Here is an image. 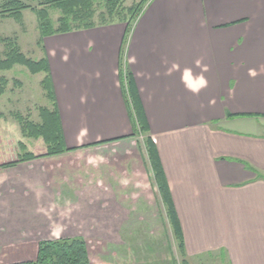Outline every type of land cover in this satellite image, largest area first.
<instances>
[{
  "label": "crops",
  "instance_id": "crops-1",
  "mask_svg": "<svg viewBox=\"0 0 264 264\" xmlns=\"http://www.w3.org/2000/svg\"><path fill=\"white\" fill-rule=\"evenodd\" d=\"M125 28L115 22L43 40L38 60L48 61L67 149L132 134L118 78ZM122 51L186 257L264 264V0H150ZM24 165L0 181V193L16 195L0 198L12 207L0 211V250L43 240L36 205L19 199L27 190L14 175ZM119 223L112 231L122 241Z\"/></svg>",
  "mask_w": 264,
  "mask_h": 264
},
{
  "label": "rangeland",
  "instance_id": "rangeland-1",
  "mask_svg": "<svg viewBox=\"0 0 264 264\" xmlns=\"http://www.w3.org/2000/svg\"><path fill=\"white\" fill-rule=\"evenodd\" d=\"M138 1L124 0L122 7L130 8ZM94 10L93 22L101 25L100 17L105 13L101 0L95 1ZM49 17L56 28L59 12L49 10ZM0 38L14 40L27 58L39 61V33L35 15L29 10L22 12L20 23L0 18ZM3 56L4 45L0 44V58ZM1 78L8 85L0 97V135L5 139L14 138L33 155L46 153L42 140L24 135L22 123L16 118L18 115L24 123L38 124L40 109L53 111V103L41 89L45 76L32 75L24 67L14 66L9 71H0ZM131 118L136 128L133 137L91 150L83 148L37 159L25 164L23 168L27 169L22 174L14 175L27 190L20 201L36 205L35 218L41 225V239L79 235L93 264H181L183 260L187 264H226L223 257L214 254L191 259L181 255L150 178L145 152L147 135L140 131L132 109ZM10 170L0 171L1 185L10 182L14 172ZM14 195L13 191H5L0 193V198L8 201ZM3 203L6 204L0 202V211L8 216L6 208L12 210V207ZM120 221L122 241L112 231ZM92 233H98L103 240L91 239Z\"/></svg>",
  "mask_w": 264,
  "mask_h": 264
},
{
  "label": "trees",
  "instance_id": "trees-1",
  "mask_svg": "<svg viewBox=\"0 0 264 264\" xmlns=\"http://www.w3.org/2000/svg\"><path fill=\"white\" fill-rule=\"evenodd\" d=\"M96 0H0V18H9L17 23L21 22L22 12L29 10L35 15L39 40L37 46L43 49V40L55 35L67 34L73 31L92 29L96 25L93 22L95 15L94 4ZM150 0H139L130 8H123L124 0H101L105 13L100 17L101 25H110L115 22L125 24V33L122 40V49L128 41L133 23L142 13L144 7ZM28 2L36 3L31 6ZM49 10L59 12L56 21V28L49 17ZM0 44L4 45V56L0 58V71H9L14 66H22L32 75L43 73L44 80L41 82V89L45 92L46 98L53 103V111L47 109L39 110L41 124H34L25 121L17 115L23 134L29 138H40L46 146V153L33 155L26 151V147L14 140V138H3L0 135V171L14 169L20 165L31 163L45 157L59 156L77 149L97 147L105 144L120 142L119 138L107 142H100L80 148L67 149L64 145L60 120L55 104V95L52 86L51 74L47 58L33 61L27 58L14 40L0 38ZM122 49L120 53L119 83L123 98L127 106L128 114L132 123L133 137L136 134L135 123L131 118V109L134 111L140 131L147 135L145 139V152L150 168V178L154 184L156 193L165 209V214L170 223L175 240L178 242V249L183 256L184 242L182 232L173 206L167 181L161 167L156 146L149 136L148 125L144 113L139 105L138 97L135 94L134 85L130 75L125 73L121 67ZM123 77L127 81L126 89L123 84ZM8 85L6 79H0V97L5 93ZM130 108V109H129ZM2 255L1 264H93L90 260V252L85 241L80 237L62 238L54 240H43L36 243L8 246L0 250ZM181 264H187L185 260Z\"/></svg>",
  "mask_w": 264,
  "mask_h": 264
},
{
  "label": "built area",
  "instance_id": "built-area-1",
  "mask_svg": "<svg viewBox=\"0 0 264 264\" xmlns=\"http://www.w3.org/2000/svg\"><path fill=\"white\" fill-rule=\"evenodd\" d=\"M126 82V81H125ZM124 82V87H125V89H126V83Z\"/></svg>",
  "mask_w": 264,
  "mask_h": 264
}]
</instances>
